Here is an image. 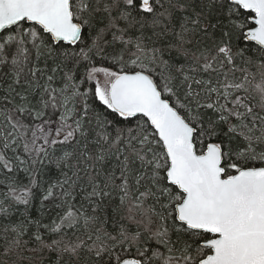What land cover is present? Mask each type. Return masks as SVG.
I'll use <instances>...</instances> for the list:
<instances>
[{
	"label": "snow or ice",
	"instance_id": "obj_1",
	"mask_svg": "<svg viewBox=\"0 0 264 264\" xmlns=\"http://www.w3.org/2000/svg\"><path fill=\"white\" fill-rule=\"evenodd\" d=\"M0 264H264V0H0Z\"/></svg>",
	"mask_w": 264,
	"mask_h": 264
}]
</instances>
